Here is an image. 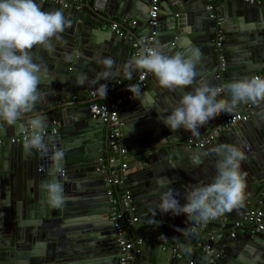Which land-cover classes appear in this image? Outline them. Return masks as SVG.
I'll use <instances>...</instances> for the list:
<instances>
[{
	"label": "water",
	"instance_id": "water-1",
	"mask_svg": "<svg viewBox=\"0 0 264 264\" xmlns=\"http://www.w3.org/2000/svg\"><path fill=\"white\" fill-rule=\"evenodd\" d=\"M101 1L119 15L147 24L148 0ZM37 3L43 11L62 10L71 24L61 33L60 41H53V53L43 47L32 50L34 60L46 64L49 73L40 85L41 102L16 126L5 122L0 125V140L6 139L0 147V264H187L191 250H198L203 264H264V248L253 246L263 244L264 229L246 232L241 228L232 236L227 225L214 236L209 232L211 228L200 225L193 233L187 215L173 216L158 209L161 194L168 187L183 205L188 190L210 183L218 159L212 149L233 144L247 157L241 165L247 173L246 195L252 192L254 197L259 196L264 211V190L257 192L259 185L254 182L257 174L264 177V130H258L252 119L229 126L212 144L197 148L188 145L189 139L205 135L220 125L227 114L211 120L198 134L183 129L173 132L158 118L169 114L179 99L201 82L220 86L258 73L264 77V3L224 0L221 8L210 10L209 0H161V25L154 47L170 56L198 49L201 55L196 64L197 76L192 86L175 91L161 88L153 76L148 79V85L137 94L138 99L121 108V136L128 153L113 164L107 162L112 126L93 118L89 105L79 110L67 97L76 93L90 96L100 84L118 82L124 76L123 65L133 57L134 50L129 51V42L113 30L100 28L92 7L86 13L82 7H66L55 0ZM122 3L123 13L118 11ZM218 18H222L220 23ZM102 19L114 22L111 16ZM243 19L251 24L245 27ZM126 53L127 60L121 59ZM113 54L119 75L96 84L97 73L104 70L98 61ZM81 74L87 79L77 83ZM218 99L231 97L221 93ZM243 109H248L254 120L262 118L264 122V103L240 104L235 111ZM36 114L46 118V155L35 149L25 153L23 143L10 142L16 134L28 132L29 121ZM55 125L58 128L53 133ZM57 148L65 153L58 167L52 160V151ZM135 165L140 169L131 173ZM113 169L119 178L128 181L124 186L131 192L129 208L122 205L125 219L137 218L128 234L130 239L140 240L136 244L140 254L131 263H123L125 255L110 217L113 204L107 180L113 177ZM52 179L64 188L67 199L61 208L47 203L43 185ZM119 187L112 188L116 197L124 195ZM243 208L218 219L243 220L247 211ZM206 246L213 249L214 262H209L203 252ZM177 249L184 254L183 259L175 256Z\"/></svg>",
	"mask_w": 264,
	"mask_h": 264
},
{
	"label": "clouds",
	"instance_id": "clouds-1",
	"mask_svg": "<svg viewBox=\"0 0 264 264\" xmlns=\"http://www.w3.org/2000/svg\"><path fill=\"white\" fill-rule=\"evenodd\" d=\"M70 24L62 10L43 11L37 0H0V121L16 126L41 102L43 92L40 85L49 73L46 64L34 60L32 50L43 47L53 53V41H60L61 33ZM137 47L138 52L123 65V74L127 79L131 80L133 72L139 71L141 78L151 74L161 88L169 91L194 84L196 64L201 55L198 49L190 54L177 52L170 56L160 47H149L143 39L137 42ZM98 63L103 65L104 70L97 73L96 84L101 80L111 81L119 75L113 58L106 57ZM86 79L87 76L81 74L77 76V83ZM127 90L138 99V85H129ZM96 91L106 97L107 83L100 84ZM221 93L229 94L231 99H218ZM247 103H264V77L232 80L220 86L201 82L194 91L184 94L169 114H160L158 118L173 132L183 129L198 134V130L211 120L221 114H231L240 104ZM45 129L46 118L43 115L36 114L30 119L28 135L23 140L25 153L33 149L42 155L49 152ZM212 151L218 159L216 174L210 183L188 190L183 205L170 187L160 197V213L187 215L192 221L193 233L196 226L242 208L246 199L247 173L241 169L242 162L247 159L245 152L233 144H221ZM64 155L62 149L52 151V160L57 167ZM43 188L51 207L61 208L64 205L67 198L62 184L52 179Z\"/></svg>",
	"mask_w": 264,
	"mask_h": 264
},
{
	"label": "built area",
	"instance_id": "built-area-1",
	"mask_svg": "<svg viewBox=\"0 0 264 264\" xmlns=\"http://www.w3.org/2000/svg\"><path fill=\"white\" fill-rule=\"evenodd\" d=\"M85 0H69L68 2L64 3L66 6L68 5H75L77 8H81V4ZM251 4L253 3H264V0H244ZM149 5V11H148V34H143L141 37H139L136 41H133L132 46L135 49L136 53L138 52L139 48L137 47V42L141 39H143L146 44L149 47H154V43L156 41L157 35L160 30V11H161V0H148ZM219 7L215 4H209L208 9L214 10L218 9ZM213 17V15H211ZM219 16V15H218ZM222 18H218V23H220ZM131 25L139 26L140 22L139 20H132ZM111 29L120 37L123 39H129L131 40L132 37L129 35L128 31L125 28L120 27L117 23H114L111 27ZM218 45H220L218 43ZM221 60H223V57L221 56ZM151 74H145L143 75V78H141V72L138 74V76L133 80H125V81H118L116 83H111L108 85V91L107 94L116 93V90H119V93H116L114 97L109 101H100L99 97L101 96L98 91L93 90L90 92V97L92 101L89 104L90 111L92 114V117L95 119H99L104 123L110 124L112 126L110 138L111 141L109 143L110 146V156L107 158V162L109 164L115 163L118 159L126 158L127 156V149L123 145L122 142V136H121V117H120V111L121 108L130 100L134 99L133 94L128 91L129 85H138L139 86V92L143 91L145 87L148 85V79L151 77ZM127 81V82H126ZM126 82V83H125ZM125 92H128L126 96H122ZM138 92V93H139ZM136 93V95L138 94ZM250 118V114L244 113V112H233L231 114H227L224 117V120L220 125L212 128L209 132H207L203 137L200 139L194 140L189 139L188 145L191 147H197V148H205L212 144L216 138L220 135L221 131L228 128L229 126L237 125L240 122H246ZM46 136H48L49 132L47 129ZM53 133L57 132V129L54 128ZM25 135H28V132H22L19 134H16L14 137L10 138V142L15 144H21L23 143ZM3 141L0 140V144H2ZM103 160V159H101ZM127 168L126 164H122V170H125ZM113 177L107 180V185L111 188L109 190V194L111 197V203L113 204V212L111 213L110 217L112 221H114V227L116 229L117 238H118V245L120 246L121 251L125 255L123 258V263H131L133 261V251L136 247L137 243H140V240H133L130 239L128 234V228L132 225H134L137 218H132L129 220L125 219L124 216V207L129 208V203L131 200V192L126 190L124 191V195L122 197H116L115 191L112 189L113 186H124L125 181L124 179L119 178L116 175L115 169L112 171ZM248 224H252L254 229L260 230L264 228V211L260 207V205H252L250 207L244 216L243 220H237L235 221L232 229V236L235 235L238 228L246 226ZM207 224L201 225L204 229V227ZM199 226H196L195 232L199 230ZM231 229V228H230ZM206 238V236H204ZM205 255L208 257L209 262H214L213 257V249L210 246H206L203 250ZM175 256L179 259H183V254L178 251L174 250ZM188 264H195L193 260L189 261Z\"/></svg>",
	"mask_w": 264,
	"mask_h": 264
},
{
	"label": "crops",
	"instance_id": "crops-1",
	"mask_svg": "<svg viewBox=\"0 0 264 264\" xmlns=\"http://www.w3.org/2000/svg\"><path fill=\"white\" fill-rule=\"evenodd\" d=\"M47 1V0H46ZM57 3H59V4H63L64 6H66L64 3H66V1L67 0H55ZM244 1V0H243ZM223 2H224V0H209V4L211 3V4H215L216 6H218L219 8H221V6H222V4H223ZM68 4H69V2H68ZM68 6H75V5H68ZM68 6H66V7H68ZM81 6H82V10L84 11V12H86V13H89L90 12V9H89V7H92V8H94V12H96L97 14L95 15V18L96 19H99V26H100V28L101 29H104V30H112L111 29V27H112V25L114 24V23H117L120 27H122V28H125L126 30L128 29V30H131V32L132 33H129V31H128V33H129V35L132 37V39L131 40H129V39H125L127 42H129L128 44V46H127V49L129 50V51H131V50H134V54L132 55V56H134L135 54H136V51H135V49L133 48V46H132V43H133V41H136L137 40V37L139 38V37H141V35H143V34H146L147 33V27H146V23L145 22H142L140 19H138V18H128L127 16H124V15H119V13L116 11V10H112V8L110 7V6H108L105 2L104 3H102V1L101 0H85L82 4H81ZM76 7V6H75ZM77 8V7H76ZM124 9H125V3H122V6H121V8H120V10H118V11H121V13H123L124 12ZM161 12H162V10H161ZM109 14H111V15H109ZM112 15H116V16H112ZM99 16V17H98ZM108 16H111V19H113V21L114 22H111L110 20H104V19H102V18H106V17H108ZM148 13L146 12V17L148 18ZM132 20H139V22H140V25L139 26H132L131 25V21ZM95 23H97L96 21H95ZM251 24V22L250 21H248V20H246V19H243V25H245V27H247V26H249ZM128 54L126 53L124 56H123V58H121V59H125V57H126V60H127V56ZM110 57H114V59L116 58V56L113 54V55H110ZM140 72L139 71H134L133 72V76H132V79L131 80H133V79H135L137 76H138V74H139ZM257 76H262V74H260V73H258L257 74ZM114 79V78H113ZM125 80H128L127 79V77L124 75L119 81H125ZM127 82V81H126ZM125 82V83H126ZM111 83H116V82H111ZM111 83H109V84H111ZM116 93H119V90H116ZM116 93H112V94H107L106 95V97H103V96H100L99 97V100L100 101H108V100H111L113 97H114V95L116 94ZM67 101L69 102V103H72V104H75L76 105V108H78L79 110H84L89 104H90V102L92 101V99H91V97L88 95V94H86V93H83V94H78V93H76V95L75 96H68L67 97ZM235 112H244V113H247V114H250V118H249V120L248 121H246L247 123L248 122H251V119L253 120V122L256 124V126H258V130H264V122H263V119L261 118L260 120H254L253 119V117H252V114L250 113V111L248 110V109H243V110H237V111H235ZM4 122L3 121H0V125H2ZM122 126H123V124H122ZM121 126V127H122ZM55 128H58V125H55ZM214 128V127H213ZM212 129V128H211ZM211 129H209L208 130V132L211 130ZM204 136V135H203ZM203 136H199V138L198 139H200L201 137H203ZM219 137V136H218ZM217 137V138H218ZM216 138V139H217ZM4 141H6V139H4L3 140V143L2 144H0V147L4 144ZM22 145V144H21ZM20 145V146H21ZM126 145H130L129 143H126ZM248 152L249 151H251V149L248 147ZM138 169H140L139 168V166H137V165H135V166H133L132 168H131V173H134L135 171H137ZM129 172V171H128ZM126 173V172H125ZM127 174V173H126ZM126 179H128V178H126ZM254 182H257L258 183V187L256 186V188H257V192H261V191H263L264 190V177L263 176H260V174H257L256 176H254ZM125 181V183L126 182H128L127 180H124ZM249 183H251V184H253V182H252V180H249L248 181ZM115 191V190H114ZM124 191H126V188H125V186L123 187H119V192L120 193H123ZM140 192H141V190H140ZM115 193V192H114ZM254 195L255 194H252V192L249 194V195H246L247 197H246V199H245V202H244V208L243 209H245V210H248L250 207H252V205H260V202H261V199L260 198H258L259 196H256V197H254ZM262 205V204H261ZM235 221H237V220H234V221H227V220H221V219H215V220H212V221H210V222H208L207 223V225L204 227V228H206V229H209V228H211V229H209V232H212V234L214 235V236H216V235H218L219 234V230L218 229H220V228H223L224 226H230V228H231V230L233 229V223L235 222ZM211 225V226H210ZM241 228H245V230H253L254 229V227L252 226V225H246V226H243V227H240V228H238V229H241ZM237 229V230H238ZM179 230V229H178ZM204 231H206V230H204ZM195 233V232H194ZM263 241V244L262 245H253V246H256V248H264V240H262ZM243 244H246V242L243 240V241H241ZM249 243V242H248ZM258 246V247H257ZM178 250V249H177ZM258 251H260L259 249H257ZM179 251V250H178ZM181 252V251H180ZM182 253V252H181ZM139 254H140V250L137 248V247H135V249H134V251H133V261L132 262H134V261H136L137 259H138V257H139ZM183 254V253H182ZM183 256H184V254H183ZM189 260L187 261V264H188V262L189 261H191V260H193L195 263H197V264H203V261H202V259H201V255L199 254V252H198V250L196 251H193V250H191L190 251V255H189V258H188Z\"/></svg>",
	"mask_w": 264,
	"mask_h": 264
},
{
	"label": "bare ground",
	"instance_id": "bare-ground-1",
	"mask_svg": "<svg viewBox=\"0 0 264 264\" xmlns=\"http://www.w3.org/2000/svg\"><path fill=\"white\" fill-rule=\"evenodd\" d=\"M243 229H245V228H243ZM264 229V228H263ZM255 231H261L262 229H260V230H256V229H254ZM246 232L247 231H251V230H245Z\"/></svg>",
	"mask_w": 264,
	"mask_h": 264
}]
</instances>
